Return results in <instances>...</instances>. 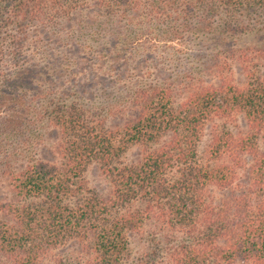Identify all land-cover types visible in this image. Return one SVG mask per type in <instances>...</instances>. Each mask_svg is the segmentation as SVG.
<instances>
[{
    "label": "trees",
    "instance_id": "16d2710c",
    "mask_svg": "<svg viewBox=\"0 0 264 264\" xmlns=\"http://www.w3.org/2000/svg\"><path fill=\"white\" fill-rule=\"evenodd\" d=\"M159 47L220 84L190 76L176 106V81L132 74ZM114 107L127 115L109 127ZM235 113L247 131L216 128L202 163L207 123ZM92 163L108 199L85 180ZM1 179L0 264H49L61 247L56 264H125L148 221L158 248L138 264H264V0H0Z\"/></svg>",
    "mask_w": 264,
    "mask_h": 264
},
{
    "label": "rangeland",
    "instance_id": "374dc122",
    "mask_svg": "<svg viewBox=\"0 0 264 264\" xmlns=\"http://www.w3.org/2000/svg\"><path fill=\"white\" fill-rule=\"evenodd\" d=\"M87 12V11H86ZM85 12V13H86ZM89 14V11L88 13ZM89 17H92L89 15ZM75 19H80V17H75ZM82 19H88V17L84 14ZM51 30L45 29L40 33L41 39L44 41H48L50 39L49 34ZM252 38V37H250ZM248 38V39H250ZM245 42V40L241 41ZM249 42V40H247ZM170 49H165L163 47H159L156 50L149 51L146 57H143L146 63L145 68L142 70L136 69L133 71V77H136V73L139 71H145V69L149 68L148 72L145 74L146 78L151 80H157L159 78H170L172 81H176L175 93H174V103L176 106H179L189 94V85L187 81L188 77L193 76L196 78V83L203 82L206 84L219 85L220 84V76L208 71L200 70L196 67L195 64H190L187 66L188 56L180 54L177 57L179 61L170 62L168 60L171 58ZM137 59L142 58L141 53L136 54ZM231 73L230 75L235 83L243 85L246 82L245 73L238 61H232L231 63ZM153 67H156L154 69ZM164 68L166 70H164ZM138 71V72H136ZM88 74L89 80L93 78V73L90 70H86ZM110 80L107 79L106 83L108 84ZM111 82V81H110ZM87 101V100H86ZM87 103H89L87 101ZM106 109V110H105ZM103 109V115L106 119L107 126L113 127L114 125L122 123L124 118L127 115L126 112H119L118 108L114 107L111 109L105 108ZM126 119V118H125ZM216 128H228L232 130L234 133H244L247 131V122L242 113H235L232 116L224 117V118H214L210 122L207 123L201 140L198 143L199 155L202 163H206L207 151L211 143L212 132ZM144 147L135 146L132 147L123 157V161L125 162H133L137 159H140ZM85 180L89 186L95 193H97L101 198L108 199L113 192V187L107 175L104 173L102 167L98 163H92L88 166L85 172ZM10 187L6 180H0V198L5 199L10 196ZM223 191L220 189L213 187L211 189V194L220 199L222 197ZM160 233L159 227L155 224V222L148 221L139 231H134L130 234L131 241V255L130 258L125 262V264H138L137 259H139L143 254L155 251L158 246L156 245L155 234ZM67 247H61L55 251H53L50 256L47 258V262L49 264H56L54 262L59 256L66 255L68 252ZM157 261L160 264H172L170 263L168 256L165 252H159V256L157 257Z\"/></svg>",
    "mask_w": 264,
    "mask_h": 264
}]
</instances>
